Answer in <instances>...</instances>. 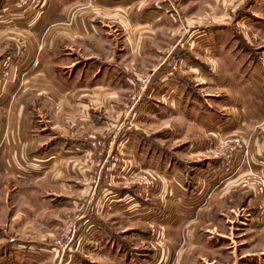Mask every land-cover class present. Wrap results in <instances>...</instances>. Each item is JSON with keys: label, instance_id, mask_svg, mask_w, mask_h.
<instances>
[{"label": "crops", "instance_id": "crops-1", "mask_svg": "<svg viewBox=\"0 0 264 264\" xmlns=\"http://www.w3.org/2000/svg\"><path fill=\"white\" fill-rule=\"evenodd\" d=\"M7 59L14 64L8 80L2 74ZM171 59L181 63L173 73ZM150 73L141 91L139 80ZM192 87L212 100L218 93L238 97L227 105L236 106L237 120L226 111L218 135L227 142L251 136L258 147L252 159L264 171V0H0L1 115L8 126L0 173L17 185L33 177L66 190L82 224L97 226L95 233H85L81 253H68L66 264L141 259L138 239L146 246L148 231L137 216L138 203L147 211L151 206L138 201L127 177L141 157L129 150V160L120 163L116 150L107 151L112 159L105 174L122 178L102 181L108 197L102 212L94 208L87 179L99 155L87 142L92 133L108 132L114 146L121 123L143 121L139 104L152 119L155 106L169 110ZM210 163L198 169L187 194L178 184L183 198L177 211L165 215L168 247L161 264H219L210 254L214 239L220 241L221 219L232 212L246 214L241 222L253 237L261 234L250 193L241 190L235 203L228 200L247 168L223 170ZM163 195L169 197L167 187ZM242 257L246 264H264L258 250Z\"/></svg>", "mask_w": 264, "mask_h": 264}, {"label": "rangeland", "instance_id": "rangeland-1", "mask_svg": "<svg viewBox=\"0 0 264 264\" xmlns=\"http://www.w3.org/2000/svg\"><path fill=\"white\" fill-rule=\"evenodd\" d=\"M177 61L180 62V60ZM11 65L14 64H11L8 59L2 63V74L7 80L12 75L14 68ZM167 66L171 71L168 63ZM151 74H147L139 80L141 91L146 89L141 82L142 79ZM215 96L217 100H212L214 97L207 98L205 92H199L194 87L188 88L184 95L176 96L175 101L178 102H175L174 106H169V110H162L155 106V114L153 117L150 116L153 123H151L152 119L147 117L146 105L139 104L137 109H139L143 121L133 125L129 120L121 123V126L116 130L118 133L116 139L118 140L113 143L114 146L107 141L108 132L92 133L88 139L89 147L96 151V155H99L87 175L91 187L90 197L94 198V202L97 201L94 208L102 212L106 203L104 198H108L101 187L102 181L106 179L108 182L112 178L118 181V178H122L119 173L108 176L105 174V167L112 159V157L108 158L107 151L116 150L119 155L116 156V159L117 161L120 159V163L129 160V150L137 151L138 157H141L138 164L134 162L135 169L127 177L130 185L135 187L138 201L150 203L151 210H145L138 203L139 214L137 216L139 220L144 221V224L141 225L148 231L146 240L148 242L145 246L140 242L143 239H138L140 240L138 241V252L141 259L133 264H161V257L168 247V241L165 235L166 239L161 248L158 245L157 235L153 236L152 227L161 233H164V230L167 232L168 224L164 223L165 215L169 210L177 211L179 204L177 199L180 200L181 196L183 198L182 194L180 197L177 195L178 184L182 187L184 194H187V187L191 185L192 188L198 169L209 166L210 162H213L212 164H217L223 170L244 166L247 168L248 176L252 168L258 169L259 173L264 172L261 165L255 164L252 159L257 154L258 147L251 136L243 139L240 136L229 137L231 141L227 142L218 135L222 131L221 123L225 122L229 116L237 120L236 106L233 109L229 107L227 110V105H230L231 102L235 103L234 101L238 97L235 94L227 96L222 93ZM140 97H133V99L139 101ZM229 109L228 116L226 111ZM130 112L125 115V118L132 117ZM2 117L0 91V150L4 145L2 137L7 134L8 130L7 123ZM235 124L236 122L233 125ZM103 136H106L105 144L99 148L92 147V137L102 139ZM238 143L249 146L252 153L249 163L239 159L228 167L223 166L222 160L216 156L225 152L229 145L233 146ZM142 162L149 164L144 166ZM169 164L170 166H168ZM146 178L153 184H146ZM241 182L238 187H234L232 193L235 196L228 199L230 204L236 200V193L243 190ZM26 184V186L22 183L17 185L16 180L0 173V264H66L68 253L71 255L81 253L79 245L83 250V247L87 245V234L95 233L97 226L92 223L82 224L81 215L72 211L68 205L70 200L68 197L71 193L66 190H57L47 181L39 182L33 177ZM164 187L168 188L169 197L163 195ZM79 192L75 191V196H78ZM246 192L251 195L252 206L257 208V229L261 234L259 237H253L251 233H248L247 226L241 222V218L246 217L245 213L237 215L232 212L227 217H223V220L221 219L223 228L218 237L220 241L214 239L216 249H213L210 254V257L215 262L218 261L219 264H246V258H241V255L248 250H258L264 253V221L259 216V200L252 190ZM79 194L81 195V192ZM54 198L57 200L51 202ZM102 198L103 201H101ZM180 202L183 203V199ZM222 209L226 210L224 207ZM242 225L245 228H241ZM69 229H76L77 234L74 239L72 234L68 235ZM12 248L17 249L13 250ZM149 253H153L152 256Z\"/></svg>", "mask_w": 264, "mask_h": 264}, {"label": "built area", "instance_id": "built-area-1", "mask_svg": "<svg viewBox=\"0 0 264 264\" xmlns=\"http://www.w3.org/2000/svg\"><path fill=\"white\" fill-rule=\"evenodd\" d=\"M40 0H38L39 3ZM169 66L171 67L172 73L175 71H178L179 67L181 66V63L177 60L171 59L168 62ZM153 77V74L146 76L142 79V84L144 85L145 88L148 87V85L151 82V79ZM92 147L94 148H99L102 147V145L105 144V139L106 136H103L102 139H97L95 137H92ZM226 146V145H225ZM228 147V146H226ZM218 155V154H217ZM251 151L248 145H243V144H235L233 146H230L226 149L225 152L220 153L219 156H216V158L222 160V164L225 167H228L229 165L233 164L235 161L241 159L243 162H248L251 158ZM146 184H153L151 180H147L146 178ZM241 188L246 191L252 190L254 194L257 196L259 200V213H260V218L264 221V172H260L258 169H250V175L246 176L245 179L242 180L241 182ZM179 202V199H177ZM152 233L153 236L157 235L158 237V245L163 246L164 241H165V231L164 233H161L160 231H157L154 227H152ZM73 236V239L76 237V229H69L68 230V235ZM72 239V240H73ZM81 244V243H80ZM79 248L80 245H79Z\"/></svg>", "mask_w": 264, "mask_h": 264}]
</instances>
